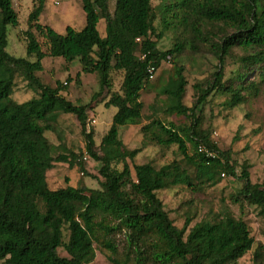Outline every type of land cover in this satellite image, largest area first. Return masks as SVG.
Instances as JSON below:
<instances>
[{
    "label": "trees",
    "instance_id": "16d2710c",
    "mask_svg": "<svg viewBox=\"0 0 264 264\" xmlns=\"http://www.w3.org/2000/svg\"><path fill=\"white\" fill-rule=\"evenodd\" d=\"M154 1L114 0L110 11L109 0H80L84 26L80 30L66 26L65 34H59L39 22L45 0H32L27 26L20 30L26 57H17L5 48L7 26H17L18 15L11 0H0L3 264H88L95 257V245L109 251L112 264H235L253 248L246 221L227 207L213 220L193 223V217L186 216L178 226L157 192L176 185L210 187L226 173L242 184L234 197L239 208L251 205L264 216V176L252 182L246 166L236 173L229 164L228 151L210 138V127L204 126L203 117L205 106L214 98L223 97L222 105L234 109L257 96L264 84V0ZM100 19L104 21V37L97 30ZM169 31L177 36L170 48L161 49L158 42ZM187 49L210 53L216 60L210 76L193 84L195 99L190 106L183 102L185 66L177 61ZM46 56L62 57L67 62L78 59L86 71L98 75L101 88L108 85L112 70L124 73L121 92L108 91V103L116 111L98 144L89 127L90 104L65 98L61 94L65 85L58 81L50 86L36 74L43 69ZM229 59L234 60V68L227 70ZM164 61L171 62L173 68V82L162 89L170 102L166 109L184 122L152 117L141 123V90L151 80L149 69L156 71ZM16 77L35 92L33 97L23 102L12 98ZM59 114L75 116L84 139L83 152L53 153L44 133L54 129ZM136 124H140L141 146L129 149L121 144L122 148L110 153L120 144L119 128ZM147 144L162 148L175 145L180 158L160 166L150 161L132 162ZM200 146L207 152L199 150ZM84 156L99 164V187L49 186L47 171L56 162L77 165L82 174L89 175ZM128 160L135 179L126 192L121 181L130 172ZM118 235L123 239L120 258L115 243ZM58 248L66 255H60ZM262 256L264 247L257 244L253 257Z\"/></svg>",
    "mask_w": 264,
    "mask_h": 264
},
{
    "label": "rangeland",
    "instance_id": "374dc122",
    "mask_svg": "<svg viewBox=\"0 0 264 264\" xmlns=\"http://www.w3.org/2000/svg\"><path fill=\"white\" fill-rule=\"evenodd\" d=\"M17 11L19 24L15 27L7 26L6 50L11 55L26 57L25 42L20 30L27 26V15L32 8V0H12ZM18 2V6L16 4ZM157 0L154 1V4ZM114 0H109V9L113 11ZM39 22L52 27L57 33L65 34L66 26H71L80 30L85 24L84 12L80 0H45L44 9L39 16ZM97 30L101 37L105 36L104 21L100 19ZM176 33L167 32L158 42L161 49L172 46L173 37ZM43 49H46L43 44ZM240 54L239 50H235ZM30 61L33 57H28ZM179 63L184 64V75L187 81L183 102L190 106L195 99L193 84L210 76L216 66V60L207 52L191 53L188 49L177 58ZM43 69L36 74L41 81L50 86H55L59 81L65 85L61 94L76 103L90 104L87 110L88 118L94 119V123L89 120V127L93 131V139L98 144L101 137L106 133L111 117L116 111V107L110 103L108 91L110 89L121 92L124 80V73L119 70H112L108 80V85L103 88L98 82V75L94 71H86L83 64L74 59L70 62L62 57L46 56L42 59ZM227 70L234 68V60L229 59L226 64ZM173 68L171 62H162L155 71L153 78L141 90L140 101L142 102V121L145 123L152 117H157L164 122L175 121L182 123L184 120L175 116L172 110L166 109L170 102L167 96L162 93V89L171 84ZM35 95V92L27 87L20 77L15 78L12 91V98L16 102H23ZM95 96V97H94ZM223 97H216L209 101L204 108V126L210 127V138L221 150L228 151L229 164L234 166L236 173L246 166L252 182L261 181L264 176V84L261 86L257 96L248 100L234 109H226L223 105ZM166 109V110H165ZM211 115H210V113ZM54 129L46 131L44 134L53 146V153L78 154L84 150V139L79 131L75 116L71 114H59L53 123ZM140 124L124 125L119 128L118 136L120 144L112 148L110 153L116 149L125 147L132 149L141 146ZM180 158L176 151V146L162 148L155 144H147L135 156L132 162L142 163L150 161L160 166ZM85 160L86 170L89 175H84L77 165L70 167L68 163L56 162L47 171V182L51 188L71 184H85L90 188H97L99 164L87 156ZM130 172L121 181L122 189L130 191L132 181L135 179L132 162ZM119 170L121 164L116 166ZM191 174L194 169L189 168ZM67 178V182L65 180ZM195 183V182H194ZM241 182L234 176L221 174L218 182L213 186H199L200 189L176 185L170 188L159 190L158 197L163 204L169 208L170 216L178 226L186 216L193 217L192 222L197 220H213L217 217L222 207H227L234 216H242L246 221L251 236L254 239L253 248L240 257L235 264H264V256L255 259L253 250L257 244L264 247V216L251 205L239 208L234 202V197L239 194ZM115 243L118 247L117 257L123 253V239L121 235L116 236ZM60 255H66L62 248H58ZM110 253L101 250L95 245V257L88 264H112L109 260ZM0 264H3L0 260Z\"/></svg>",
    "mask_w": 264,
    "mask_h": 264
},
{
    "label": "built area",
    "instance_id": "2783aa9c",
    "mask_svg": "<svg viewBox=\"0 0 264 264\" xmlns=\"http://www.w3.org/2000/svg\"><path fill=\"white\" fill-rule=\"evenodd\" d=\"M149 72H150L149 78L152 79L153 76H154L155 71L153 70V68H150V69H149ZM90 122H91V123H94V119H91ZM199 150H204L205 152H207V150H205V149H204L203 147H201V146H200ZM208 153H209V152H208ZM84 158H85V156H84Z\"/></svg>",
    "mask_w": 264,
    "mask_h": 264
},
{
    "label": "crops",
    "instance_id": "0c3cea01",
    "mask_svg": "<svg viewBox=\"0 0 264 264\" xmlns=\"http://www.w3.org/2000/svg\"><path fill=\"white\" fill-rule=\"evenodd\" d=\"M12 1V0H11ZM17 6L19 5L18 2H16ZM12 6H13V9L16 11L15 7H14V3L12 1ZM17 12V11H16Z\"/></svg>",
    "mask_w": 264,
    "mask_h": 264
}]
</instances>
